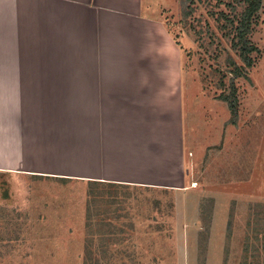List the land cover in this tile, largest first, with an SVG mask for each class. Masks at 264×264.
<instances>
[{
    "label": "crops",
    "instance_id": "1",
    "mask_svg": "<svg viewBox=\"0 0 264 264\" xmlns=\"http://www.w3.org/2000/svg\"><path fill=\"white\" fill-rule=\"evenodd\" d=\"M183 75L151 0H0V264H75L78 235L91 259L106 236L119 250L166 221L177 234L173 203L198 193L264 206V100L236 124L215 99L226 114L201 109L205 139ZM159 189L168 214L143 194Z\"/></svg>",
    "mask_w": 264,
    "mask_h": 264
},
{
    "label": "rangeland",
    "instance_id": "2",
    "mask_svg": "<svg viewBox=\"0 0 264 264\" xmlns=\"http://www.w3.org/2000/svg\"><path fill=\"white\" fill-rule=\"evenodd\" d=\"M151 2L158 9L181 51L183 81L193 86L190 105L196 117L191 119L192 134H200L203 138L212 140V128L217 127V122L214 117L212 121L206 120L202 116L201 109L212 106L220 112V115L222 112L223 115L226 114L223 104L215 99H218L222 92H228L226 87L230 78L228 74L230 65L227 58H232L241 65L237 52L230 46L232 33L229 27H226L224 21L217 19L220 12H228L230 8L226 6L225 0H192L193 11L184 18L181 13V0H151ZM233 6L239 13L243 3L239 5L236 3ZM253 22L249 38L257 51L251 54L253 67L246 71L243 78L236 81L240 102L236 122L239 117L241 122L244 121V117L248 114L247 105L252 106L259 99L264 100V0ZM195 94L201 96L199 102L192 101ZM205 167L208 171L205 174L211 175L212 171L220 166L215 164ZM205 167L202 171H205ZM202 175L203 172L195 173V177L200 181ZM102 192L108 194L109 190L105 188ZM84 193V189L78 186V195ZM143 194L156 195L158 200H161L163 211L168 214L167 205L171 203V192L159 189ZM130 205L137 206L136 203H125L122 208L128 209ZM141 206L143 207V203L139 209ZM173 206L176 227L181 226L177 234L170 226V221L169 223L166 221L164 223L166 227L151 228L153 235L124 236L125 246L119 250H115L116 245H120L116 242V236H106L107 242L94 244V249L87 251V255L93 253L91 259L83 256L86 254L82 251L83 235H78L79 252L75 264H116V252H124L120 250L124 248L125 260L121 261L123 264H264V206L240 200L225 203L224 200L216 201L209 194L199 193L193 195L190 203L185 204L181 209L177 210L175 203ZM81 209H83L82 203L78 202V210ZM186 212L188 226L185 228L182 227L181 216ZM165 219L168 220L167 217ZM144 229L146 228L141 231ZM83 257L88 259L82 262Z\"/></svg>",
    "mask_w": 264,
    "mask_h": 264
},
{
    "label": "trees",
    "instance_id": "3",
    "mask_svg": "<svg viewBox=\"0 0 264 264\" xmlns=\"http://www.w3.org/2000/svg\"><path fill=\"white\" fill-rule=\"evenodd\" d=\"M226 6L230 10L225 12H220L217 19L224 21L226 27H229L232 33V40L230 41V46L234 51L237 52V57L241 62L238 65L234 59L227 58L228 64L230 65V70L228 74L230 78L228 79V92H222L218 99L226 103L229 113L231 115V121L235 122L238 115V95L236 89V81L243 78L246 75V71L251 69L254 65L253 58L251 54L257 51L256 47L250 42L249 35L251 33L254 17L259 12L262 0H225ZM243 3L242 10L238 13L235 4ZM192 0H181V13L182 17L187 18L191 13ZM223 87V86H222ZM224 88V87H223ZM223 88L221 89L223 91Z\"/></svg>",
    "mask_w": 264,
    "mask_h": 264
}]
</instances>
